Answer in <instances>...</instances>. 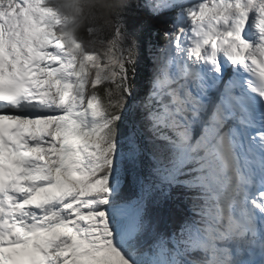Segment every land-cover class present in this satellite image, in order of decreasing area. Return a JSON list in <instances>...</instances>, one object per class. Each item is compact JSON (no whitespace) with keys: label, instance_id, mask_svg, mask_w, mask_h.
I'll list each match as a JSON object with an SVG mask.
<instances>
[{"label":"snow or ice","instance_id":"snow-or-ice-1","mask_svg":"<svg viewBox=\"0 0 264 264\" xmlns=\"http://www.w3.org/2000/svg\"><path fill=\"white\" fill-rule=\"evenodd\" d=\"M0 264H264V0H0Z\"/></svg>","mask_w":264,"mask_h":264},{"label":"clouds","instance_id":"clouds-1","mask_svg":"<svg viewBox=\"0 0 264 264\" xmlns=\"http://www.w3.org/2000/svg\"><path fill=\"white\" fill-rule=\"evenodd\" d=\"M89 2H96V0H89Z\"/></svg>","mask_w":264,"mask_h":264},{"label":"trees","instance_id":"trees-1","mask_svg":"<svg viewBox=\"0 0 264 264\" xmlns=\"http://www.w3.org/2000/svg\"><path fill=\"white\" fill-rule=\"evenodd\" d=\"M85 39H87V36L85 35Z\"/></svg>","mask_w":264,"mask_h":264}]
</instances>
